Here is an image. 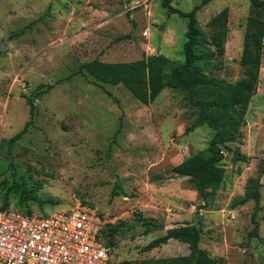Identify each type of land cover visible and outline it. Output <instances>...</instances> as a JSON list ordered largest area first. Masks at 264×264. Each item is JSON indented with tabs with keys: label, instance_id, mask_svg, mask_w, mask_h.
I'll list each match as a JSON object with an SVG mask.
<instances>
[{
	"label": "rangeland",
	"instance_id": "1",
	"mask_svg": "<svg viewBox=\"0 0 264 264\" xmlns=\"http://www.w3.org/2000/svg\"><path fill=\"white\" fill-rule=\"evenodd\" d=\"M199 1L170 4L188 12ZM224 7L225 51L216 56L206 43L207 22ZM248 14V0H212L196 12L199 69L228 82L243 76L239 59ZM186 23L162 0H0V205L13 180L40 184L41 198L58 200L42 210L27 203L38 215L85 200L115 228L111 248L121 264L186 255L187 245L174 239L144 250L167 228L186 223L201 228L199 246L223 258L221 264H264V48L242 143L229 144L244 158L224 151V180L206 199L195 178L172 171L184 157L205 150L212 135L205 126L185 132L195 114L181 92L165 87L144 105L122 84L75 73L94 58L132 61L162 53L168 74L182 60ZM39 84L32 120L8 149L7 140L31 119L26 100ZM250 180L260 182L257 208L251 199L238 203ZM7 201L23 209L18 194L10 191Z\"/></svg>",
	"mask_w": 264,
	"mask_h": 264
},
{
	"label": "trees",
	"instance_id": "2",
	"mask_svg": "<svg viewBox=\"0 0 264 264\" xmlns=\"http://www.w3.org/2000/svg\"><path fill=\"white\" fill-rule=\"evenodd\" d=\"M171 0H162V4L171 13L185 18V41L182 45V60L171 66L170 72L165 73V68L170 66L168 58L162 54H150L137 60L104 62L98 58L81 63L75 73L88 75L95 81L109 84H122L142 104L147 105L155 100L158 94L168 87L183 94L185 104L194 110V119L185 128V132L193 131L205 126L212 131L205 150H199L184 157L178 164L172 167V171L179 176H189L197 180L196 188L203 199L222 184L225 172L222 165L224 151H231L236 159H243L237 148L231 149L230 143L241 144V127L245 124L247 105L254 95L258 81L261 58L264 48V0H248L249 14L246 18L243 33L242 49L239 64L243 76L234 82L219 79L214 75L203 72L195 65V44L198 38V29L195 25V14L204 5L212 0H200L188 12H184L170 4ZM228 8L224 7L207 22L209 37L206 43L214 48L216 56H222L227 37ZM39 84L32 96L27 98L31 119L7 140L8 149L19 141L30 124L34 109L35 98L39 96ZM47 89L50 85H46ZM40 184L27 185L25 182L13 180L5 192V198L0 209H13L8 207L7 197L9 192L18 194V202L23 209H14L21 213L34 212L26 205L29 202L37 203L42 210L44 206L58 204V200L51 197L41 198L37 191ZM260 182L250 180L243 197L238 203L253 200L255 207H259ZM92 208L93 205L81 200ZM42 213V211H40ZM103 216L100 212H98ZM255 218V212L252 214ZM104 217V216H103ZM264 219V217H263ZM153 228L160 229L159 224H152ZM115 228L106 223L101 231L100 239L105 245L111 246V232ZM257 232L254 227L251 235ZM202 230L193 224H183L167 228L165 233L151 240L144 250H150L174 239L187 245L186 255L150 259L145 264H221L223 258H212L209 253L199 246ZM118 264H121L118 261Z\"/></svg>",
	"mask_w": 264,
	"mask_h": 264
},
{
	"label": "built area",
	"instance_id": "3",
	"mask_svg": "<svg viewBox=\"0 0 264 264\" xmlns=\"http://www.w3.org/2000/svg\"><path fill=\"white\" fill-rule=\"evenodd\" d=\"M105 224L77 198L48 216L0 209V264H118L100 239Z\"/></svg>",
	"mask_w": 264,
	"mask_h": 264
}]
</instances>
